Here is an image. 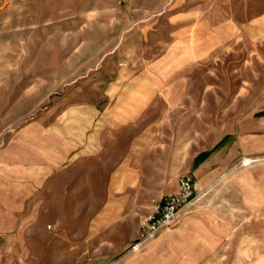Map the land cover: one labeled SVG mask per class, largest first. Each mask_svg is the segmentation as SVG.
<instances>
[{"label": "rangeland", "instance_id": "374dc122", "mask_svg": "<svg viewBox=\"0 0 264 264\" xmlns=\"http://www.w3.org/2000/svg\"><path fill=\"white\" fill-rule=\"evenodd\" d=\"M144 70L166 75L139 117L151 129L150 153L137 161L150 199L135 207V231L180 178L194 198L166 235L117 264H264V0H0L3 162L35 163L47 128L34 120L109 106L118 73ZM104 193L71 190L70 206L55 208L66 222L46 224L54 263L63 242L97 254L106 240L89 225Z\"/></svg>", "mask_w": 264, "mask_h": 264}, {"label": "crops", "instance_id": "0c3cea01", "mask_svg": "<svg viewBox=\"0 0 264 264\" xmlns=\"http://www.w3.org/2000/svg\"><path fill=\"white\" fill-rule=\"evenodd\" d=\"M202 19L197 25L199 42L209 46L210 34H205L208 29ZM126 74L119 72L104 93V99L110 100V93L116 96L113 104L88 105L75 117L34 120L47 128L38 136L47 141L39 147L42 152L35 163L18 166L15 159L8 168L7 161L3 162L7 154L0 153V264H76L71 257L77 254L78 264H117L119 256L129 252L138 235L135 207L150 199V184L145 186L144 171L137 161L150 153L151 129L139 117L161 91L166 72L144 70L124 78ZM173 91L168 88L164 93L173 96ZM71 190L105 192L99 204L102 209L89 227L94 238L106 241L92 258H87L84 248L72 254L63 242L59 262L54 263L45 241L49 237L46 224L66 222L65 216L56 218L54 212L56 207L70 206ZM125 214L131 217L122 218ZM167 229L152 240L166 235ZM24 254L29 255V263H24Z\"/></svg>", "mask_w": 264, "mask_h": 264}, {"label": "built area", "instance_id": "2783aa9c", "mask_svg": "<svg viewBox=\"0 0 264 264\" xmlns=\"http://www.w3.org/2000/svg\"><path fill=\"white\" fill-rule=\"evenodd\" d=\"M193 198L192 180L189 177L180 178L177 191L159 200L153 211L143 219L139 226L138 235L129 251H138L161 230L170 227L177 220L180 212L191 205Z\"/></svg>", "mask_w": 264, "mask_h": 264}]
</instances>
